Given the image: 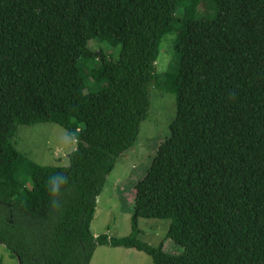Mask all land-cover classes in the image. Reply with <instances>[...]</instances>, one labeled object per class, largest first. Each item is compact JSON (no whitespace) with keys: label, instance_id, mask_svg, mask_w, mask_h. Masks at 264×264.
Here are the masks:
<instances>
[{"label":"trees","instance_id":"16d2710c","mask_svg":"<svg viewBox=\"0 0 264 264\" xmlns=\"http://www.w3.org/2000/svg\"><path fill=\"white\" fill-rule=\"evenodd\" d=\"M180 9L185 29L172 25ZM170 35L178 64L166 89L155 65ZM110 38L115 60L99 47ZM154 88L176 95L170 138L135 188L130 236L95 238L97 198L136 145ZM37 124L76 141L69 166L16 149L18 128ZM10 165L0 244L19 264H90L97 245L153 264H264V0H0V170ZM139 219L169 220L183 252L141 242Z\"/></svg>","mask_w":264,"mask_h":264},{"label":"rangeland","instance_id":"374dc122","mask_svg":"<svg viewBox=\"0 0 264 264\" xmlns=\"http://www.w3.org/2000/svg\"><path fill=\"white\" fill-rule=\"evenodd\" d=\"M206 9L200 7V11ZM189 20L180 9L173 19L175 29H185ZM175 35L165 37L155 65V75L166 89L173 84L178 62L174 55ZM99 47L115 60L120 53L115 40L99 43ZM98 48L91 45V50ZM159 81L155 79V87ZM151 89V106L147 119L141 124L136 145L123 153L116 162L114 170L107 177L106 185L97 198V208L91 223V232L95 238L106 235L108 238L123 239L132 232L135 188L143 181L151 168L158 148L171 135V125L176 119V95L167 90ZM16 149L41 166H69V155L76 149V142L57 124H37L32 127L21 126L14 137ZM162 186L167 177L159 179ZM16 173L12 165L0 170V197L14 194ZM169 220L139 219L138 239L152 247L162 246L172 255H180L182 247L167 238ZM2 264H19L16 255L0 244ZM90 264H153L150 256L134 249L96 246Z\"/></svg>","mask_w":264,"mask_h":264},{"label":"clouds","instance_id":"9594fccd","mask_svg":"<svg viewBox=\"0 0 264 264\" xmlns=\"http://www.w3.org/2000/svg\"><path fill=\"white\" fill-rule=\"evenodd\" d=\"M64 182V177H56L51 183H50V191L53 195L57 194L60 191L61 185Z\"/></svg>","mask_w":264,"mask_h":264},{"label":"built area","instance_id":"2783aa9c","mask_svg":"<svg viewBox=\"0 0 264 264\" xmlns=\"http://www.w3.org/2000/svg\"><path fill=\"white\" fill-rule=\"evenodd\" d=\"M76 142V141H75Z\"/></svg>","mask_w":264,"mask_h":264}]
</instances>
